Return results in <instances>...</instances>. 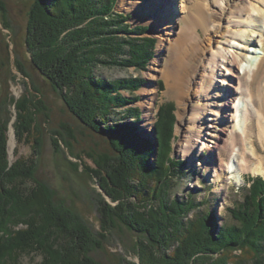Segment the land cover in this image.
<instances>
[{
	"label": "rangeland",
	"instance_id": "rangeland-1",
	"mask_svg": "<svg viewBox=\"0 0 264 264\" xmlns=\"http://www.w3.org/2000/svg\"><path fill=\"white\" fill-rule=\"evenodd\" d=\"M207 1L205 0L204 3ZM0 4L4 10H0V122L5 124L6 163L7 169L14 167L16 170L20 167L27 171L16 176L12 175L11 178L15 180L18 178L19 181L24 179L22 184H26L28 192L27 201L24 200L23 204L16 207V210L22 209L21 215H24L22 219L15 221L13 225L0 223V226L10 233L0 234V238L3 237L0 241V255L10 251L7 257L13 260L18 256V264L42 263L41 253L21 254L20 250L28 245L31 239L38 238L35 235L38 231L44 233L47 231L42 229L43 231L38 230L34 233L28 228H32L33 226L29 224L35 221L40 222L42 226L41 222L45 219L42 218V214H37L39 212L45 214V209H48L50 202L54 208L61 209L66 216L71 217V219H65L66 223L60 221L61 223L57 224L58 228L53 226L52 230L72 231L83 227L88 232L86 242L77 239L79 243L72 242V245H68L67 240L57 235L60 232L53 233L51 230L44 236L47 238L53 233V237L61 245V250L58 251L62 252L60 253L62 259H72L69 256L71 250L68 248L70 247L84 255H81L84 259L80 261L82 263L85 261V264H142L141 261L146 262L144 259L151 255L160 261L158 251L153 249L152 244L145 242V234L124 225V221L117 217V210L111 211L108 219L100 214L104 204L112 210L117 207V202L112 201L98 183L95 176L97 173L95 162L91 158L93 156L94 159L103 158L105 154L109 158L115 156V152L104 136L81 124L34 67L27 30L28 13L32 1L0 0ZM218 4L223 6L224 2L219 0ZM206 8L212 13H220L218 8L209 3ZM190 11L191 4L182 0H116L113 12L126 19L124 23L128 25L129 30L136 27L147 29L144 34H130L129 37L154 39L152 57L143 69L134 66L120 68L96 63L94 73L95 76L107 82L140 80L141 84L134 92L126 89L117 91L120 96L132 97L135 100L122 108L110 109L113 113H109L110 119L106 123L103 121L102 127L110 126L114 122L128 125L138 136L155 144V155L159 149H163L164 153L167 151L166 141L158 145L155 139V123L159 106L166 103L172 105V118L168 121L170 124L168 132L171 133L168 156L181 162V165L180 171L170 179L171 187L167 190L168 200L181 201L187 196L192 197L196 205L193 212L209 213L220 228L225 223L234 222L229 218V209L241 202L243 193L250 189L255 179H264V174L233 171L225 173L219 179L220 181H217L214 179L212 168L224 166V163L229 161V157L234 155L229 156V151L221 146L222 141H218L219 148H211V150L205 148L208 144L212 145L210 134L214 135L220 128L219 121L215 119L216 114H213L216 112L212 111L216 109L214 106L218 99L214 97L197 100L195 93H198L199 86L203 85L201 75H204L209 67L206 63L209 56L215 52L227 54L230 53L229 51H238L237 43L228 34H224V31L229 28L225 16L214 22L219 29L211 34L209 44L202 42L200 37L198 39V33L201 37L203 36L201 30H196L197 35L193 33L191 36L193 42L195 40V45L203 48L200 50L203 61L198 64L194 72H191L190 78L188 77L186 96L182 99L177 98L172 92L167 93L171 82L168 69L169 65L173 64L174 43L178 41L181 34L187 32L186 25L193 17ZM211 29L213 30L212 27ZM260 53V46L250 47L248 57H256ZM214 69L219 76L224 73L220 63L215 65ZM238 72L241 75L242 70L239 69ZM213 82L214 88L222 87L219 77H215ZM213 95L215 94L212 93ZM247 102L250 103V100ZM242 103V101L234 102V114L242 112L244 115V108L241 111L236 108L237 105L239 108L242 107ZM196 107L203 111L195 109ZM244 107L251 108L249 105ZM130 108L138 110V113L130 114L128 111ZM199 112L201 116L195 120ZM99 120L96 118V121ZM189 138L192 145L188 153L186 141ZM253 142L257 148L256 154L264 160V146L260 139L253 137ZM155 155L149 158L153 166ZM249 157L251 158L250 166L255 167L257 165L255 156L251 153ZM233 160L234 163H241L242 158L239 152ZM30 167H33L31 175L28 174ZM21 176L23 178H20ZM147 186L148 189L154 188L155 182L151 180ZM33 197H37L38 202H35ZM130 199L135 204L136 198ZM29 214L31 217L28 219L25 215ZM192 215V212L189 213V219ZM38 226L39 224L36 228ZM55 240L46 239V244L58 245L53 243ZM19 243L20 248H18ZM82 243L86 245L80 248L78 245ZM172 250V246H169L165 251L160 250V252L170 256L174 253ZM155 253L156 255H153ZM218 254L225 255L227 264H231L232 260L249 264L254 252L248 250L243 252L232 248L228 252ZM211 260L216 262L215 258ZM14 263L10 262V264ZM162 264L167 263L162 262Z\"/></svg>",
	"mask_w": 264,
	"mask_h": 264
},
{
	"label": "trees",
	"instance_id": "trees-1",
	"mask_svg": "<svg viewBox=\"0 0 264 264\" xmlns=\"http://www.w3.org/2000/svg\"><path fill=\"white\" fill-rule=\"evenodd\" d=\"M31 1L27 30L32 63L81 124L104 136L114 150L113 157L108 158L103 154V158H91L95 162L98 183L111 200L117 202V207L112 210L104 204L100 214L108 219L110 212L117 210V217L124 221V225L145 234V242L154 246L153 249L158 251L161 259L156 260L151 255L144 259L146 262L142 260V264H227L225 255L220 256L218 253L228 252L232 248L254 252L249 264H264V179H255L250 189L243 193L242 201L229 209V218L234 222L225 223L218 228L209 213L193 212L196 205L192 197L187 196L181 201L168 200L170 179L180 171L181 165V162L168 156L171 104L159 106L155 123V139L158 145L166 141L165 153L163 149H159L155 155V144L138 136L126 124L114 122L102 127L113 113L110 109L122 108L135 100L132 97L124 98L117 91L126 89L134 92L141 82L138 79L107 82L95 76V64L143 69L152 57L155 41L129 35L144 34L146 27L129 30L124 23L126 19L113 12L116 0ZM0 10H3L1 4ZM19 108L21 112V106ZM128 111L130 114L138 113L136 109L130 108ZM96 118L100 120L96 121ZM4 128L5 124L0 122V223L13 225L24 216L21 215L22 209L16 210V207L23 204L24 200L27 201L28 192L26 184H22L24 179L19 181L17 178L16 181L11 177L27 171L20 167L16 170L14 167L7 169ZM164 128H167L166 131ZM154 155L153 166L149 158ZM32 170L33 167L28 168V174L31 175ZM151 180L155 182V189H148L147 185ZM133 197L136 198L135 204L130 199ZM33 200L38 202L37 197H33ZM191 212L193 215L189 219ZM41 214L45 219L41 222L42 226L35 221L29 224L33 227L28 229H32L34 233L43 231L42 229L47 231H38L35 234L38 238L31 239L28 245L23 246L21 254L39 252L42 255L41 264H85V261H80L84 259V255L70 247L69 256L72 259H62V252L58 251L61 250V245L55 240L53 233L60 232L57 235L67 240L68 245H72V242L76 243L79 239L86 242L87 230L83 227L72 231L52 230L53 226L58 228L57 224L62 221L66 223L65 219L71 217L66 216L61 209L54 208L50 202L45 214L39 212L37 215ZM25 216L28 219L31 217L30 214ZM51 230L52 235L44 237ZM8 233L6 228L0 226V234ZM46 239H54L53 243L58 245L46 244ZM2 240L3 237L0 238ZM84 245L86 244L82 243L78 246L83 248ZM20 246L19 243L18 248ZM169 246H172L174 253L170 256L163 255L160 250L165 251ZM8 253L0 255V264H10L11 261L18 264V256L11 260L7 257ZM58 255L59 258L56 259ZM214 258L215 263L211 260ZM230 263L245 264L235 260Z\"/></svg>",
	"mask_w": 264,
	"mask_h": 264
},
{
	"label": "bare ground",
	"instance_id": "bare-ground-1",
	"mask_svg": "<svg viewBox=\"0 0 264 264\" xmlns=\"http://www.w3.org/2000/svg\"><path fill=\"white\" fill-rule=\"evenodd\" d=\"M182 1L191 4L190 14L193 17L186 25L187 32L181 34L177 39L178 41L174 43L173 64H170L168 69L171 82L167 93L172 92L177 98L182 99L186 96L188 77L190 78L191 72H194L198 64L203 61L200 51L203 48L196 46L195 40L193 42L191 36L201 30L203 38L199 33L198 35L196 33L198 39L200 37L202 42L209 44L211 34L216 33L219 29V26L214 22L225 16L229 28L224 31V34H228L237 43L238 51H229L230 53L227 54L215 52L209 56L206 59L209 67L205 70L204 75H201L203 85H200L198 93H195L197 100L214 97L218 99L214 106L216 109H212V111L216 112L213 114H216L215 119L219 121L220 128L215 130L214 135L210 134L211 139H209L212 140L210 141L212 145L208 144L205 148L209 150L219 148L218 141H222L221 146L229 151V156L234 155L235 157L238 152L241 155V163H234V157H229V161H226L224 166L212 168L214 179L217 181L225 173H232L233 171L264 174V160L256 154L257 148L253 142V137H257L264 146V0H221L224 2L223 6L218 4L219 0H208L206 3H204L205 0ZM208 3L218 8L220 13L215 14L207 9ZM258 46L261 49L259 56L248 57L250 47ZM218 63L224 72L220 76L215 73L214 69ZM239 69L242 70L241 75L238 72ZM215 77H219L220 83H222L220 89L214 88L213 79ZM184 89L187 90L184 92ZM212 93L215 95L212 96ZM247 100H250V103ZM235 101L243 102L242 107L239 108L237 105L236 108L240 111L244 108V115L242 112L241 114L233 113ZM244 103H247L245 105L247 107L249 105L251 108L244 107ZM195 109L203 111L199 107ZM197 115L195 120L201 116V113L199 112ZM186 142L189 153L192 145L190 138ZM248 153L255 156L254 160L257 164L255 167L250 166L251 158Z\"/></svg>",
	"mask_w": 264,
	"mask_h": 264
}]
</instances>
